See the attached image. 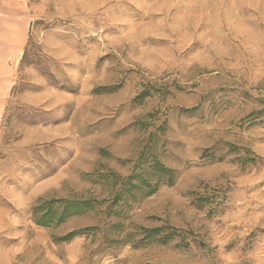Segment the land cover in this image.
Listing matches in <instances>:
<instances>
[{
    "label": "rangeland",
    "instance_id": "rangeland-1",
    "mask_svg": "<svg viewBox=\"0 0 264 264\" xmlns=\"http://www.w3.org/2000/svg\"><path fill=\"white\" fill-rule=\"evenodd\" d=\"M0 264H264V0H0Z\"/></svg>",
    "mask_w": 264,
    "mask_h": 264
},
{
    "label": "trees",
    "instance_id": "trees-1",
    "mask_svg": "<svg viewBox=\"0 0 264 264\" xmlns=\"http://www.w3.org/2000/svg\"><path fill=\"white\" fill-rule=\"evenodd\" d=\"M113 189L111 194H116ZM115 195V196H116ZM96 208L88 199H46L41 198L40 201L33 207L32 216L34 221L41 226H49L50 222L55 221L56 224H61L67 219L82 215L85 212ZM111 207L107 208V213L110 214ZM107 215V214H105ZM78 234L77 231H72L61 237L62 240H69Z\"/></svg>",
    "mask_w": 264,
    "mask_h": 264
}]
</instances>
